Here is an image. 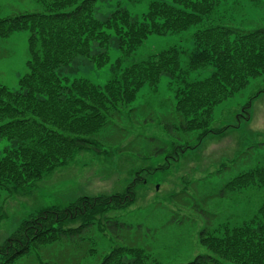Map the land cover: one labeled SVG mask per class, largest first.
Returning a JSON list of instances; mask_svg holds the SVG:
<instances>
[{
	"label": "trees",
	"instance_id": "16d2710c",
	"mask_svg": "<svg viewBox=\"0 0 264 264\" xmlns=\"http://www.w3.org/2000/svg\"><path fill=\"white\" fill-rule=\"evenodd\" d=\"M35 1L36 10L0 17V37L28 32L26 73L16 89L0 84V145L4 143L0 147V220L4 216L1 193L10 195L34 184L68 164L76 151L106 152L103 144L127 136V126L122 124L133 121L137 112L144 116L134 101L145 85L157 91L162 76L170 79L172 108L156 115L150 110L142 122L157 121L170 140L149 138L153 147L138 154L148 158L167 153L165 161L136 170L123 192L81 196L65 207L50 206L24 219L0 245V264H14L31 249L56 241L86 244V233L94 226L125 242L124 233L130 226L107 214L135 200V187L145 180L140 173L165 170L208 134L238 126L210 128L214 109L264 76V25L245 29L224 20L228 10L224 7L239 0H147L146 11L139 15H132L119 2L104 15L98 12L102 0ZM189 29L193 31L191 49L173 45L138 61H126L148 36ZM113 47L120 54L111 63L105 83L76 75L80 57L100 67L110 61ZM208 66L212 67L209 75L191 77ZM261 92L264 88L244 106L245 120L253 98ZM188 134H194V144L180 142ZM129 149H133L132 141L120 151ZM245 189L264 191V164L239 171L216 195L227 198ZM193 207L205 221L198 240L207 252L175 264H264V196L257 209L238 223L227 218L215 223L214 214L197 204ZM68 222L77 224L65 227ZM94 252L88 249L89 255ZM42 264L69 263L47 259ZM96 264L162 262L148 248L125 243L112 247Z\"/></svg>",
	"mask_w": 264,
	"mask_h": 264
},
{
	"label": "rangeland",
	"instance_id": "374dc122",
	"mask_svg": "<svg viewBox=\"0 0 264 264\" xmlns=\"http://www.w3.org/2000/svg\"><path fill=\"white\" fill-rule=\"evenodd\" d=\"M117 2L132 15H139L147 8V0H102L98 3L99 14H107ZM38 7L35 0H0V17ZM226 8L229 16L224 13V20L231 25L245 29L264 25V0L256 3L229 1ZM192 32L189 29L170 35L152 34L126 61H138L173 45L191 49ZM27 38L25 30L16 31L6 38L0 37V84L11 89L18 87V80L27 71ZM119 54L117 48H111L110 61L100 67L80 57L76 75L103 84L110 76L111 63ZM211 71L212 67L208 66L194 71L191 77L201 78ZM169 81L167 76H162L157 91L144 86L133 103V106L143 109L144 116L137 112L133 121L124 122L122 125L129 131L127 136L103 144L101 147L106 152L76 151L68 164L56 167L34 184L19 188L10 195L1 193L4 216L0 220V245L24 219L39 210L50 206L62 208L81 196L121 193L133 180L136 170L163 164L167 153L144 158L138 151L143 154L153 147L154 143L149 140L151 137L169 143L170 137L157 121L142 122L150 110L156 115L164 113L168 106L172 108ZM263 88L264 76H261L214 109L210 128L218 130L227 125L238 126H230L219 134H208L198 146L186 150L177 161H171L165 170L140 173L145 180L136 185L135 200L107 214L130 226L124 233L125 242L94 226L86 233L89 238L86 244L84 241L80 245L73 241H56L31 249L28 255L20 257L14 264H42L47 259L69 264L76 261L78 264H96L112 247L125 243L148 248L162 264L182 263L206 253L207 249L198 240L205 221L193 204L214 214L215 223L224 218L238 223L257 209L264 196V191L253 189L235 192L227 198L216 195L224 182L239 171L264 164V92L253 98L246 120L244 109L251 96ZM193 138L194 134L183 135L180 142L194 144ZM131 141L133 149L120 151ZM76 224L68 222L65 227ZM90 247L95 250L93 255L88 253Z\"/></svg>",
	"mask_w": 264,
	"mask_h": 264
}]
</instances>
